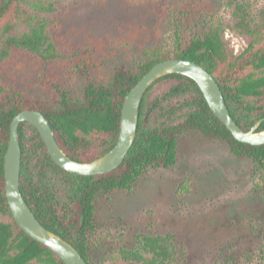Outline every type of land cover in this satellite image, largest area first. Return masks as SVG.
Segmentation results:
<instances>
[{
    "label": "trees",
    "instance_id": "obj_1",
    "mask_svg": "<svg viewBox=\"0 0 264 264\" xmlns=\"http://www.w3.org/2000/svg\"><path fill=\"white\" fill-rule=\"evenodd\" d=\"M83 0H0V260L4 264H65L51 249L29 236L15 221L5 193L4 159L13 118L21 111L44 113L62 150L73 160L96 159L117 143L126 95L156 63L183 58L208 70L219 83L236 123L245 131L261 120L264 130V6L252 12L245 2L225 3L230 16H212L188 34L175 33L171 43L150 47L134 65H120L111 78L96 82L87 64H77L88 78L82 94L71 96L52 83L50 98L33 97L9 79L6 63L14 50H26L44 60L61 56L52 29L63 7ZM226 31L246 39L240 50ZM191 132L227 144L230 152L249 159L264 185V144L237 140L213 113L192 78L172 73L152 83L139 110L136 138L124 161L105 174L79 175L60 167L50 156L38 129L19 124L22 164L20 189L34 214L47 229L73 244L92 261L90 236L96 229V200L116 190H130L148 169H171L177 163L178 139ZM171 234L143 235L136 248L120 250L98 264L138 261L174 264L180 256ZM122 263V264H123Z\"/></svg>",
    "mask_w": 264,
    "mask_h": 264
},
{
    "label": "rangeland",
    "instance_id": "obj_2",
    "mask_svg": "<svg viewBox=\"0 0 264 264\" xmlns=\"http://www.w3.org/2000/svg\"><path fill=\"white\" fill-rule=\"evenodd\" d=\"M245 2L252 12L264 0H83L54 16L52 29L61 56L44 60L14 50L6 63L11 82L33 97L50 98L52 83L79 97L88 76L108 81L115 68L134 65L150 47L168 45L212 16H230L225 3ZM237 50L246 39L226 31ZM249 159L234 156L226 143L191 132L178 139L171 169H148L130 190L96 200L91 259L98 264L122 249L136 248L143 235L174 236V264H264V185ZM123 262H120L122 264ZM123 264H144L138 261Z\"/></svg>",
    "mask_w": 264,
    "mask_h": 264
},
{
    "label": "water",
    "instance_id": "obj_3",
    "mask_svg": "<svg viewBox=\"0 0 264 264\" xmlns=\"http://www.w3.org/2000/svg\"><path fill=\"white\" fill-rule=\"evenodd\" d=\"M172 73L188 76L197 82L213 113L237 140L252 145L264 144V130L257 131L261 120L251 129L243 130L231 115L215 77L201 64L183 58H170L156 63L131 88L125 97L121 111L118 141L111 150L96 159L81 162L70 158L58 144L49 120L39 110L26 109L13 118L4 159L5 193L9 208L17 224L33 239L54 251L65 264H88V262L73 244L42 225L26 202L20 189L22 154L18 133L19 124L27 121L38 129L51 158L63 169L79 175L105 174L116 169L124 161L133 145L140 105L145 92L156 80ZM0 264L4 263L0 260Z\"/></svg>",
    "mask_w": 264,
    "mask_h": 264
}]
</instances>
